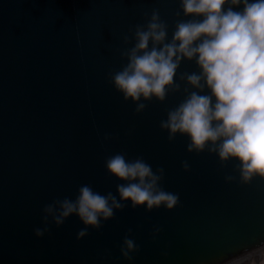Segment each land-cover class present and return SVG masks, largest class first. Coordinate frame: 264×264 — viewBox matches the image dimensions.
<instances>
[{
  "label": "water",
  "instance_id": "obj_1",
  "mask_svg": "<svg viewBox=\"0 0 264 264\" xmlns=\"http://www.w3.org/2000/svg\"><path fill=\"white\" fill-rule=\"evenodd\" d=\"M153 9L170 39L179 0H0V264H130L119 251L129 229L140 247L131 264H219L264 242V179L241 184L238 161L188 153L187 137L170 143L161 130L182 94L136 114L108 81L126 63L122 37ZM179 71L197 67L184 61ZM116 153L164 168L162 186L179 205L148 212L129 202L83 239L76 216L37 238L43 207L75 199L81 185L119 198L122 182L104 165Z\"/></svg>",
  "mask_w": 264,
  "mask_h": 264
},
{
  "label": "clouds",
  "instance_id": "obj_2",
  "mask_svg": "<svg viewBox=\"0 0 264 264\" xmlns=\"http://www.w3.org/2000/svg\"><path fill=\"white\" fill-rule=\"evenodd\" d=\"M179 6L170 39L169 25L158 9L150 16L145 13L146 23L129 28L119 49L126 63L110 71L108 81L125 102L136 105V114L146 109V102L163 103L169 95L182 94L160 122L168 141L187 137L188 153L207 151L221 166L238 161L233 171L241 184L264 179V0H179ZM184 61L194 62L197 71H179ZM104 165L109 176L122 182L116 184L119 198L81 185L75 199H55L43 207V227L34 229L37 238L76 216L84 225L76 238L83 239L89 228L99 231L129 202L132 209L145 207L148 212L161 207L171 211L179 205V195L162 186L164 168L154 172L142 156L128 159L116 153ZM182 168L190 171L187 160ZM236 179L225 176L228 183ZM161 231L154 226L153 239ZM131 232L119 247L130 264L140 251ZM219 264H264V242L221 258Z\"/></svg>",
  "mask_w": 264,
  "mask_h": 264
}]
</instances>
